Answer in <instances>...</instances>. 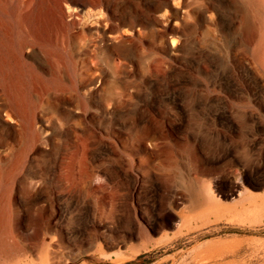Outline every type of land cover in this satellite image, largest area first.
I'll use <instances>...</instances> for the list:
<instances>
[{"label":"rangeland","instance_id":"rangeland-1","mask_svg":"<svg viewBox=\"0 0 264 264\" xmlns=\"http://www.w3.org/2000/svg\"><path fill=\"white\" fill-rule=\"evenodd\" d=\"M167 1L184 3V28H165L166 7L153 10ZM173 1L45 0L34 11L39 40L24 49L32 74L22 91L55 136L3 162L14 181L0 264H264V73L254 56L264 2ZM243 14L255 28L244 43ZM132 18L142 23H120ZM149 124L162 136L161 158L137 143ZM103 171L113 181L84 192L78 179ZM68 172L74 181L57 180ZM34 173L38 205L52 201L29 212ZM63 195L76 202L71 214ZM101 205L112 213L99 218Z\"/></svg>","mask_w":264,"mask_h":264},{"label":"bare ground","instance_id":"bare-ground-1","mask_svg":"<svg viewBox=\"0 0 264 264\" xmlns=\"http://www.w3.org/2000/svg\"><path fill=\"white\" fill-rule=\"evenodd\" d=\"M43 1L45 0H10V2L7 3V0H0V234L9 222L8 208L11 204L10 196L14 181L13 172H9L6 175L3 174L2 166L4 160H8L9 157H13L17 153L19 158L24 160L28 156L31 147L36 142H51L55 136V132L51 130L50 126L39 124L38 119L32 110V101L28 100L26 92L22 91V86L26 84L27 76L32 74V70L27 68L23 63L24 49L31 47L34 41L39 40V29L34 28L36 19L34 11L41 6ZM261 2H264V0H261ZM88 3L96 5L100 3V0H83V5ZM176 3L177 4H175L174 1L173 3L167 1L166 3H158L153 8L154 11H159L161 8L166 7L163 11V14L166 15L165 28H184L186 25L184 19L185 16H180L179 10L184 7V3ZM246 4L249 5L248 0L247 2L244 0L241 5L243 10L246 7ZM124 7V4L120 3L118 9L121 13H123ZM17 8H23V14L14 18L13 11ZM207 10L208 8L206 7L199 11L197 17L203 18V15ZM172 21H174L175 27L170 26ZM120 23L129 26L128 28H135L136 25L142 22L137 18H132L127 20L123 19ZM150 23V20L145 21L144 26L148 27ZM23 25L30 27L28 31L22 30L21 27ZM253 26L254 24L250 21L248 15L243 14L240 21L241 29L239 28L242 43H244L246 38L254 32L255 28H253ZM118 40V49H122L118 50V52L122 53L124 49L122 46L125 44L126 37L122 34H118ZM169 48L172 53H178L181 49V41L178 38L171 37ZM254 56L260 70L264 73V28L259 30ZM235 59L236 64H238L244 72L243 59L239 56H237V58L235 56ZM149 67H151V65H149ZM2 112L5 113L4 118H2ZM18 128L22 129L24 132V141L22 142L19 151L16 150V142L19 136ZM161 137L162 136L156 132L153 125L149 124L145 126L137 139L141 152L151 158H161L165 156V151L161 147ZM174 174L179 175L180 170L176 169ZM85 177L78 179L79 183L83 186L82 190L84 192H87L88 190L92 192L101 191L105 189V186L108 185L107 183L113 181V176L104 171L101 172V174L90 173ZM74 179L75 175L72 172L57 177V180L62 181V183L65 182V184L71 183ZM28 180L30 181V187L26 193V210L29 212H38L44 209V206L50 207L52 201L51 198L45 200L44 206L38 205L41 201L40 198L37 197V192L41 189V175L34 173L29 176ZM58 199L63 203V212L71 214L72 211L70 209L76 206V202L64 195ZM98 213L99 218L105 217L112 213V209L109 208L106 210L101 205L98 209ZM132 228V225H129V231L132 230ZM138 232L140 235H143L147 232V228L139 225Z\"/></svg>","mask_w":264,"mask_h":264},{"label":"trees","instance_id":"trees-1","mask_svg":"<svg viewBox=\"0 0 264 264\" xmlns=\"http://www.w3.org/2000/svg\"><path fill=\"white\" fill-rule=\"evenodd\" d=\"M139 258H140V257H138L135 261H133V262H131V263H129V264H135V263L139 260ZM86 259H87V260H92L91 257H87ZM100 262H101V261H100ZM101 263H103V264H107V263H105V262H101Z\"/></svg>","mask_w":264,"mask_h":264}]
</instances>
